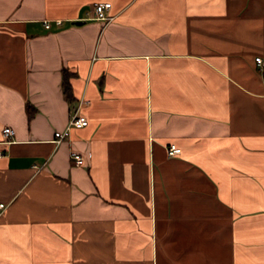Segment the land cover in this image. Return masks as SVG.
<instances>
[{
    "label": "crops",
    "instance_id": "0c3cea01",
    "mask_svg": "<svg viewBox=\"0 0 264 264\" xmlns=\"http://www.w3.org/2000/svg\"><path fill=\"white\" fill-rule=\"evenodd\" d=\"M6 125L0 264H264V0H0Z\"/></svg>",
    "mask_w": 264,
    "mask_h": 264
},
{
    "label": "built area",
    "instance_id": "2783aa9c",
    "mask_svg": "<svg viewBox=\"0 0 264 264\" xmlns=\"http://www.w3.org/2000/svg\"><path fill=\"white\" fill-rule=\"evenodd\" d=\"M110 6H111V2L109 1H94L91 4V12H92L91 18L101 20L104 23H107L109 20L112 19V15L108 13V9L110 8ZM56 22L59 23L60 20L56 19ZM44 25L48 26L49 25L48 21H45ZM255 60L258 62V64L262 63V59L259 56L255 57ZM83 102L84 101L80 99L78 105L70 111L68 122L64 127V129L54 131L56 142H59L60 138L65 133H68L72 127H82L87 124L86 117L80 112V105ZM13 134H14V129L11 126L8 125L3 126L1 130L2 139L0 142L8 143L12 141ZM180 151L181 149L178 146H176L174 143H170L166 146V153L168 155H175L180 153ZM2 155L3 153L2 151H0V156ZM69 158L74 165H82L84 163V156L77 151H71L69 153ZM6 205L7 204L5 202L0 201V215L3 212V210L6 208Z\"/></svg>",
    "mask_w": 264,
    "mask_h": 264
},
{
    "label": "trees",
    "instance_id": "16d2710c",
    "mask_svg": "<svg viewBox=\"0 0 264 264\" xmlns=\"http://www.w3.org/2000/svg\"><path fill=\"white\" fill-rule=\"evenodd\" d=\"M70 76H71V72H69V71H67V69L63 68L62 69V82L61 83H62L63 94L68 101L73 100V96L71 93V85H70V81H69ZM26 110H27V116L29 118L35 112V108L32 105H30V103H27Z\"/></svg>",
    "mask_w": 264,
    "mask_h": 264
},
{
    "label": "water",
    "instance_id": "95a60500",
    "mask_svg": "<svg viewBox=\"0 0 264 264\" xmlns=\"http://www.w3.org/2000/svg\"><path fill=\"white\" fill-rule=\"evenodd\" d=\"M76 23H81L82 21H80V20H77V21H75Z\"/></svg>",
    "mask_w": 264,
    "mask_h": 264
}]
</instances>
